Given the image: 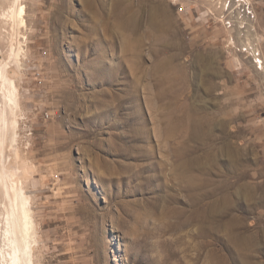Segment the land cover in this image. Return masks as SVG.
<instances>
[{
  "label": "rangeland",
  "instance_id": "rangeland-1",
  "mask_svg": "<svg viewBox=\"0 0 264 264\" xmlns=\"http://www.w3.org/2000/svg\"><path fill=\"white\" fill-rule=\"evenodd\" d=\"M0 57L34 264H264V0H0Z\"/></svg>",
  "mask_w": 264,
  "mask_h": 264
},
{
  "label": "bare ground",
  "instance_id": "bare-ground-1",
  "mask_svg": "<svg viewBox=\"0 0 264 264\" xmlns=\"http://www.w3.org/2000/svg\"><path fill=\"white\" fill-rule=\"evenodd\" d=\"M24 13V5L20 4L16 14L21 17L22 22ZM21 50L22 48L19 47L18 52ZM1 60H3L2 57H0ZM0 79V94L5 100L2 113L0 114V125L4 131L3 136L0 138V147L2 148V145L5 144L7 129L10 126L15 129L18 123L16 110L19 107V92L15 81L7 74L6 64L0 65ZM7 107L14 117L11 121H9L7 116ZM14 149L17 151L16 147ZM1 174L0 179L2 177ZM3 187L5 200L7 199V204L3 205L6 207V214L0 215V240L3 241L5 246L1 252L3 264H34L33 247L37 242V236L33 230L34 220L29 196L25 193L19 181H12L10 184L3 182Z\"/></svg>",
  "mask_w": 264,
  "mask_h": 264
}]
</instances>
